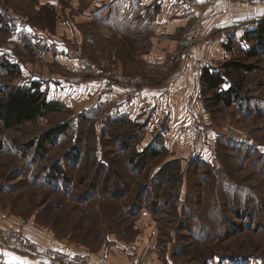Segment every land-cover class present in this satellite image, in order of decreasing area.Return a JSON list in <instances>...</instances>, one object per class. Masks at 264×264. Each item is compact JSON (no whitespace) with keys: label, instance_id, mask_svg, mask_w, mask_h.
<instances>
[{"label":"rangeland","instance_id":"rangeland-1","mask_svg":"<svg viewBox=\"0 0 264 264\" xmlns=\"http://www.w3.org/2000/svg\"><path fill=\"white\" fill-rule=\"evenodd\" d=\"M150 31L147 24L141 41ZM231 39L223 63L253 69L224 67L220 90L232 88L222 96L229 105L202 85L199 98L218 127L204 154L170 158L161 135L141 151V117L112 121L102 118L105 107L71 117L57 104L16 127L0 122V209L89 255L108 249L124 250L133 264H264V33ZM5 61L0 90L21 84ZM96 64L130 74L115 62ZM129 65L141 77L138 62Z\"/></svg>","mask_w":264,"mask_h":264},{"label":"crops","instance_id":"crops-1","mask_svg":"<svg viewBox=\"0 0 264 264\" xmlns=\"http://www.w3.org/2000/svg\"><path fill=\"white\" fill-rule=\"evenodd\" d=\"M263 18L264 5L248 0H0V57L19 70L20 85L38 83L48 102L72 114L87 115L105 107L112 121L141 117L147 138L141 151L157 136L154 123L164 120L162 146L170 158L186 159L204 154L218 128L199 98L201 70L225 62L231 38L240 42ZM147 24L148 42L141 41ZM199 24L213 37L212 44L186 41L190 28ZM39 48L47 53L43 59L36 54ZM71 48L95 63L115 62L131 75L139 71L129 64L138 62L146 86L129 102L112 107L124 90L121 86L90 76L73 84L63 82V75L79 72L76 59L68 55ZM0 224L19 230L41 247L81 251L55 238L52 230L3 209ZM123 252L102 249L90 253L91 262L133 264ZM0 264L58 263L0 244Z\"/></svg>","mask_w":264,"mask_h":264},{"label":"built area","instance_id":"built-area-1","mask_svg":"<svg viewBox=\"0 0 264 264\" xmlns=\"http://www.w3.org/2000/svg\"><path fill=\"white\" fill-rule=\"evenodd\" d=\"M254 3L264 5V0H248ZM3 24L0 21V30ZM188 42H203L205 45H210L213 42V37L206 34L203 25L199 24L190 28L186 36ZM37 56L43 59L46 56V51L39 48L36 51ZM68 55L76 59V64L79 72L72 75H63L62 79L65 83H77L85 76L98 77L105 80L108 84L121 86L124 90L118 95L112 103V107L125 102H129L142 86H146L144 80L138 75L125 74L119 68H104L102 65L96 64L91 60L81 56L78 49L71 48L68 50ZM81 70V71H80ZM86 72V75L84 74ZM111 107V108H112ZM102 118L108 116L107 110L100 112ZM71 117H75L72 114ZM164 120H158L153 125V134L160 135L163 131ZM0 244L8 247L22 249L30 254H41L47 259H50L58 264H92L90 255L84 252L67 253L61 249L52 247H41L36 241L28 238L22 232L16 229H8L0 224Z\"/></svg>","mask_w":264,"mask_h":264},{"label":"trees","instance_id":"trees-1","mask_svg":"<svg viewBox=\"0 0 264 264\" xmlns=\"http://www.w3.org/2000/svg\"><path fill=\"white\" fill-rule=\"evenodd\" d=\"M249 33L257 37L261 36L264 33V20L258 22L256 28ZM0 58L4 59L3 57ZM3 66L5 69H8V71L14 68L7 60L3 63ZM221 67L223 70H215L214 67H204L201 70L200 80L205 89L213 91L216 101L223 100L226 105H229L232 103V100H230V98L224 100L222 96L231 94L232 88L221 92V85L225 82L222 71H225V68H232L235 71L240 69L251 70L253 66L249 64L226 62L223 63ZM204 94L205 93H203V95ZM56 109L57 106H55V104L46 100L45 94L42 93L39 84L36 82L31 83L29 86L19 85L10 89L5 88L0 90V122L3 128L16 127L24 122L33 121L40 116H44L48 111ZM52 131L50 130V132L44 133L42 135V141L50 139ZM159 136L160 135L155 136V140L160 139ZM151 144H153V142H151ZM151 144H149V147ZM1 149L2 143L0 140V151ZM141 154V157H143V159L141 158L142 160L147 159V157L144 159V155H146L144 151L143 153L141 152ZM154 155H157V153Z\"/></svg>","mask_w":264,"mask_h":264}]
</instances>
